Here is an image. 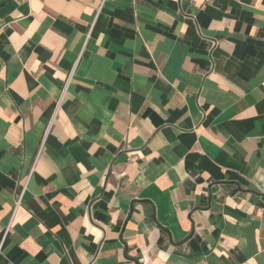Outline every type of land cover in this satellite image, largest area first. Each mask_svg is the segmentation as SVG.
Listing matches in <instances>:
<instances>
[{
	"label": "crops",
	"instance_id": "crops-1",
	"mask_svg": "<svg viewBox=\"0 0 264 264\" xmlns=\"http://www.w3.org/2000/svg\"><path fill=\"white\" fill-rule=\"evenodd\" d=\"M0 264H264V0H0Z\"/></svg>",
	"mask_w": 264,
	"mask_h": 264
},
{
	"label": "built area",
	"instance_id": "built-area-1",
	"mask_svg": "<svg viewBox=\"0 0 264 264\" xmlns=\"http://www.w3.org/2000/svg\"><path fill=\"white\" fill-rule=\"evenodd\" d=\"M43 147V146H42ZM25 187H26V185L22 188V193H21V197H20V199L17 201V208H19V206H20V202H21V199H22V196H23V194H24V192H25Z\"/></svg>",
	"mask_w": 264,
	"mask_h": 264
}]
</instances>
